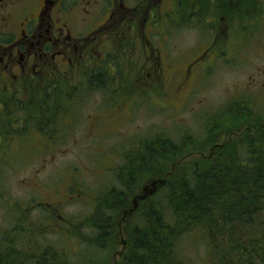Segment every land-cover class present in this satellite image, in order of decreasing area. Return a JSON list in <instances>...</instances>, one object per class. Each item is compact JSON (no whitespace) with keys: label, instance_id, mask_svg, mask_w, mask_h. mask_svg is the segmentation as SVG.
Instances as JSON below:
<instances>
[{"label":"rangeland","instance_id":"1","mask_svg":"<svg viewBox=\"0 0 264 264\" xmlns=\"http://www.w3.org/2000/svg\"><path fill=\"white\" fill-rule=\"evenodd\" d=\"M254 12L256 9L248 13ZM258 26L257 38H236L248 31L250 25L218 27L217 32L225 42L217 45L214 51L226 52L229 60L224 58L217 63L203 56V34L208 36L211 29L201 31V28L185 24L180 30L168 32L167 43L162 45L157 36L154 45L162 47L158 50L160 61L154 71L155 77L142 80L149 85L150 98L145 95L143 102L133 106L121 100L124 95L117 90L121 88L119 79L102 81L100 77L92 82L91 89L76 92L83 101L71 111L64 96L71 98L72 88L61 80L56 84L49 82L46 93L41 90L45 86L34 85L20 95V99L1 96L0 111L25 120L32 117L31 123L26 124L33 127L24 135L12 136L14 139L4 150V156L0 152V255L6 261L8 258L7 264L21 261L22 264H38L42 260L49 261L50 255L59 259V250L66 254L71 264H85L89 258L101 259L98 264L122 262L126 241L132 232L131 221L137 217L135 210L149 199H155V195L162 192L161 184L155 182L157 178L147 176L138 186L133 185L136 188L133 194H126L116 205V213L111 217L114 228L104 240L106 247L100 250L89 247L91 240L87 239L94 234L88 224L99 202V194L110 188L120 192L114 170L122 162L124 151L135 144L143 145V137L167 134L177 143L205 138V121L208 125L212 119L218 120L217 117L234 119L240 115L235 113L236 100L253 102L254 107L249 105L243 111L262 115L258 111L264 112V89L260 87L258 70L264 68V23ZM130 39L132 36L127 37ZM127 40L124 48L118 45L110 49L115 53L112 59L123 60L128 68L136 65L135 58L138 59L143 47L138 49ZM150 52L155 50L150 49ZM142 58L145 59L146 54ZM138 78L134 72L132 79L125 78V83L130 81L137 85ZM154 83L161 92L156 91ZM112 85L114 95L110 94ZM86 94L89 97L85 100ZM113 96L117 100L115 106L123 101L126 105L111 111L107 101ZM22 102L26 107L24 112ZM241 130L237 129L231 137H241ZM185 134L187 137L182 138ZM228 136L217 137L219 144ZM207 140L199 143L200 148ZM192 151L193 148L181 151L175 158L179 160V169L196 165L209 154V150L205 155ZM181 156L184 157L179 159ZM173 165L167 167L171 169ZM40 203L51 204L54 210L48 212ZM142 223L140 220L138 225ZM194 241L197 240L187 238L183 241L182 256L192 264H210L212 260L206 254L205 243L198 248Z\"/></svg>","mask_w":264,"mask_h":264},{"label":"trees","instance_id":"2","mask_svg":"<svg viewBox=\"0 0 264 264\" xmlns=\"http://www.w3.org/2000/svg\"><path fill=\"white\" fill-rule=\"evenodd\" d=\"M100 78L104 81L103 76ZM145 78L153 76L146 75ZM142 82V94L150 98L149 85L146 81ZM154 84L156 91H159L157 83ZM132 86L137 87L129 82L123 83V87L117 90L122 93L129 91ZM109 89L113 93L114 85ZM16 97L20 99V96ZM241 103L244 109L250 105L245 99L239 101ZM239 104L235 103L237 109ZM21 105L22 111H26L23 102ZM4 112L0 111L2 156L10 146V140L14 139L12 136L24 135L33 128L26 124L31 123V116L25 120ZM235 113L239 114L238 110ZM217 118L205 127V138H190L177 143L167 134H158L143 137L145 142L140 144L141 147L135 144L124 151L122 162L114 170L121 190L117 192L110 188V191L99 194V202L88 224L94 229V234L87 238L91 240L89 247L98 250L106 247L104 240L114 228L111 217L116 213V205L124 200L126 194H133L136 189L133 185L138 186L141 180L151 176L157 178V183L164 181L163 184L159 182L162 192L158 194L157 190L155 199H149L135 210L137 217L134 222L131 221V236L126 241L127 250L119 264H192L182 256V243L187 238L197 240L194 242L198 248L205 243L206 254L212 260L210 264H264V135L248 133L264 118L250 112L243 119L239 116L234 119ZM247 125L249 128L241 137L232 138L222 145L217 144V137L224 134L232 136L237 129L243 130V126ZM207 138L205 142L208 147L205 145L200 148L199 143ZM190 148L202 150L204 154H207L206 150L210 153L213 149V156L203 158L196 165L179 169V160L175 158L181 151L183 153ZM171 164L174 165L170 169L167 166ZM41 207L48 212L54 210L51 204H41ZM140 220L142 225H138ZM193 232V237H190ZM65 255L59 250L62 263L50 255L49 261L42 260L38 264H71ZM100 260L89 258L85 264H98ZM7 262L8 258L6 261L0 255V264Z\"/></svg>","mask_w":264,"mask_h":264},{"label":"flooded vegetation","instance_id":"3","mask_svg":"<svg viewBox=\"0 0 264 264\" xmlns=\"http://www.w3.org/2000/svg\"><path fill=\"white\" fill-rule=\"evenodd\" d=\"M252 9L256 12L248 13ZM226 12L231 13L227 15ZM260 23H264V0H0V97L23 95L34 85L45 86L41 90L46 93L49 82L56 84L61 80L72 88V97L64 96L71 111L83 101L76 92L91 89L92 82L98 77L119 79L123 87L125 78L132 79L135 72V77H140L136 79L137 87L132 86L129 91L121 93L124 95L121 100L133 106L143 102L142 80L146 75L155 77L153 72L160 61L158 50L162 47L154 45L157 36H160L162 45L167 43L168 32L180 30L185 24L201 28V31L211 29L208 36L203 34V56L210 57L209 62L217 63L224 58L229 60L226 52L214 51L218 49L217 45L225 42L217 32L218 27L250 25L248 31L236 38H257ZM128 36L132 39L127 40ZM115 40L118 41L116 45ZM126 40L138 49L143 47L138 57L140 60L136 57V65L129 69L123 60L112 59L115 53L110 49L118 45L124 48ZM144 54L145 59L142 58ZM258 72L260 87L264 89V68ZM110 94L114 95V92ZM85 96L86 100L89 96ZM116 101L114 96L110 98L107 108L112 111L125 104L123 101L115 106ZM234 102L239 104L238 100ZM63 105L66 108V104ZM238 107L239 117L243 119L246 114L244 104ZM259 112L264 118V112ZM207 123L205 121L203 125L208 127ZM247 128L248 125L243 126L241 135ZM249 131L250 134L264 135V121H259L256 129ZM232 138L228 136L217 144L222 145ZM193 150L205 155L202 150ZM212 156L213 149L206 157ZM159 182L163 184L164 181Z\"/></svg>","mask_w":264,"mask_h":264}]
</instances>
